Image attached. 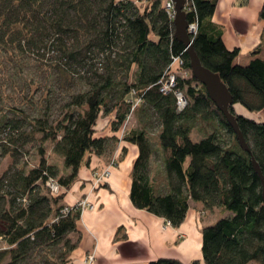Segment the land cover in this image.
I'll return each mask as SVG.
<instances>
[{
    "label": "trees",
    "instance_id": "16d2710c",
    "mask_svg": "<svg viewBox=\"0 0 264 264\" xmlns=\"http://www.w3.org/2000/svg\"><path fill=\"white\" fill-rule=\"evenodd\" d=\"M142 1L0 0V104L9 102L8 117L0 118V160L24 158L23 167L0 177V264H71L82 240L81 213H63L71 205L63 201L95 157L120 149L123 159L124 143L138 147L130 192L135 208L175 228L192 202L220 209L225 216L202 229L203 263L264 264L263 183L251 161L264 175V119L235 109L264 111V59L258 57L264 35L250 62L240 65V50L225 46L223 29L213 22L218 0H192L187 19L197 24L195 52L233 95L231 112L250 154L193 76L165 0L143 7ZM175 58L188 74L164 93ZM9 88L19 95L5 94ZM177 92L188 101L182 111ZM133 114L138 126L119 139ZM195 129L203 133L197 140ZM37 135L42 143L33 164L23 148ZM45 142L62 169L50 162ZM49 179L60 185L58 194L46 187ZM147 264L185 263L161 257Z\"/></svg>",
    "mask_w": 264,
    "mask_h": 264
},
{
    "label": "crops",
    "instance_id": "0c3cea01",
    "mask_svg": "<svg viewBox=\"0 0 264 264\" xmlns=\"http://www.w3.org/2000/svg\"><path fill=\"white\" fill-rule=\"evenodd\" d=\"M263 2H217L213 22L223 29L225 46L229 50H240L235 60L240 65L249 63L253 58L252 53L263 43L264 20L259 16ZM258 57L264 59V46ZM252 117L264 119V111L252 114ZM124 144L128 152L118 164H114L112 175L105 184L107 187H93L94 171L109 164L105 156L95 157L90 167H83L80 171L78 181L63 201L66 205H73L88 196L96 206L92 212L84 211L78 221L82 240L72 253L71 264H87V255L94 251V264H147L161 257L176 258L185 264L198 259L205 264L201 252L202 229L219 219L218 214H222L220 209L203 210L200 204L192 202L185 222L175 228L167 226L164 218L135 208L130 200V192L138 147Z\"/></svg>",
    "mask_w": 264,
    "mask_h": 264
},
{
    "label": "water",
    "instance_id": "95a60500",
    "mask_svg": "<svg viewBox=\"0 0 264 264\" xmlns=\"http://www.w3.org/2000/svg\"><path fill=\"white\" fill-rule=\"evenodd\" d=\"M171 1L174 2L176 8V14L173 19L175 24V38L186 48V52L189 55L191 72L193 76L199 83L206 87L208 96H210L219 111L223 113L230 127L233 128L242 150L251 154L252 151L250 150L246 139H244L241 128H239L237 117L231 112V107L233 105V95L230 94L226 84L223 83L221 76L212 72L210 69H207L203 63H201L198 53L195 52L193 44L194 41H192L190 31L188 30V13L185 11L186 0ZM251 161L255 172H257L261 182L263 183L262 194L264 200V175L263 172H261L258 161H255L253 157L251 158Z\"/></svg>",
    "mask_w": 264,
    "mask_h": 264
},
{
    "label": "built area",
    "instance_id": "2783aa9c",
    "mask_svg": "<svg viewBox=\"0 0 264 264\" xmlns=\"http://www.w3.org/2000/svg\"><path fill=\"white\" fill-rule=\"evenodd\" d=\"M165 9H167L168 14L173 19L176 14V8L175 4L171 0H165ZM193 10L192 8V0H186L185 3V11L187 13H191ZM188 30L190 31V36H194L197 32V24L196 23H189ZM174 69L168 74L169 77L165 80L163 83L162 92H170L171 89L175 88L176 86V80L178 76L183 75L184 77H187V70L186 71H179V68L183 65V61L180 58H175L174 62L172 63ZM176 97L178 98V108L179 110H184L185 107L188 104V101L186 97H184L183 93L177 92ZM111 166H108L107 169H103L102 172H95L92 177L93 181V187H100L102 184H105L108 182V180L111 177V170L114 166V162L110 163ZM46 187L53 192L54 194H58L61 190L60 185L54 181L53 179L47 180ZM96 208L95 203L93 201H90L89 197L86 196L79 200L77 203L70 205L69 207H66L63 213H69L70 211H75L82 213L84 211H91ZM167 226H171L170 222H167ZM96 260L95 257V251L91 252L87 255V264H94Z\"/></svg>",
    "mask_w": 264,
    "mask_h": 264
},
{
    "label": "rangeland",
    "instance_id": "374dc122",
    "mask_svg": "<svg viewBox=\"0 0 264 264\" xmlns=\"http://www.w3.org/2000/svg\"><path fill=\"white\" fill-rule=\"evenodd\" d=\"M147 1L149 0H143L140 5L143 7L147 4ZM5 67H1L0 66V84L1 82L5 79V76H2L1 74H4V72H2V69H4ZM29 76V75H28ZM9 93H12L14 94L15 96H18L19 94L18 93H15L14 91H11V89L9 88L7 92H5V94H9ZM5 97V95H4ZM11 103V102H10ZM9 106V102L6 101V99L0 104V118L2 116H7V107ZM235 109L238 111V112H243V114H246L250 117H252V114H249L245 109L241 108L240 106H236ZM263 120V119H262ZM106 124V121H101L100 122V127H103L104 125ZM138 122L136 121V117L133 116L127 120V123L122 126L121 130L118 132L117 136L119 137V139H123V136L126 134V132H128L129 130L133 129V127H136L138 126L137 125ZM107 125V124H106ZM109 126V124H108ZM106 127V126H105ZM208 127V126H207ZM108 130V133H110V127L107 128ZM203 135L202 131L199 130V129H195L194 131V134H193V138L194 140H197L198 138H200L201 136ZM36 140L33 142V143H30L28 144L27 146H25L23 148V152L25 153V155H28V158L31 160V162L33 164H35L36 161H38L39 159V156H38V151L41 147V141L40 139L42 138L41 135H37L36 136ZM197 138V139H196ZM125 145V144H124ZM44 148L46 147L47 148V154L49 156V159H50V162L54 165H58L60 169H62V160L61 158L59 157V155L55 154L54 153V149H53V145L52 143L50 142H45L43 144ZM121 146V145H120ZM118 149V148H117ZM117 151V150H116ZM120 149L113 153L112 155L108 154V155H105V158L107 159L108 161V166H111L110 163L114 162V164H118V162L120 161ZM154 161V160H153ZM14 165H16L18 168H21L23 167L24 165V158H20L19 157V162L18 160H15L14 157H11V156H3L0 160V177H2V175L6 174L7 171H10L12 168H14ZM106 166L105 168L102 167V169H96L94 171L95 172H102L103 169H107ZM114 168V166H113ZM113 168L111 170V172H113ZM28 169V167H27ZM112 175V174H111ZM106 184V183H105ZM211 211V210H210ZM215 211V210H213ZM216 211H218V209H216ZM220 211V210H219ZM219 216H225V215H222V214H218ZM74 238H76V236H74ZM2 246V245H1Z\"/></svg>",
    "mask_w": 264,
    "mask_h": 264
}]
</instances>
